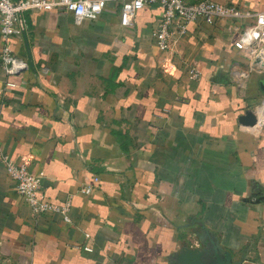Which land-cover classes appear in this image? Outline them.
I'll return each instance as SVG.
<instances>
[{"label": "crops", "instance_id": "obj_1", "mask_svg": "<svg viewBox=\"0 0 264 264\" xmlns=\"http://www.w3.org/2000/svg\"><path fill=\"white\" fill-rule=\"evenodd\" d=\"M212 1L264 13V0ZM119 13L27 14L12 41L28 69L0 70V264H177L204 232L234 262L264 264V127L239 122L264 99L242 49L255 19L199 21L161 52L158 8L126 28ZM4 156L43 173L71 223L35 221Z\"/></svg>", "mask_w": 264, "mask_h": 264}, {"label": "built area", "instance_id": "obj_2", "mask_svg": "<svg viewBox=\"0 0 264 264\" xmlns=\"http://www.w3.org/2000/svg\"><path fill=\"white\" fill-rule=\"evenodd\" d=\"M110 4L119 8L120 24L130 27L134 24L139 11L158 8L160 19L153 30V39L161 52L173 50L188 34L189 27L199 21L208 25L220 22H233L255 19L253 25H247L242 32V49L250 62L251 72L264 70V13L254 14L242 10L234 4H221L212 0H0V70L8 78L19 76L28 69V63L17 56L12 41L27 27V14L57 12L70 14L77 18L93 20L99 17ZM259 60V62H257ZM198 78L197 71L191 72ZM248 74H241L247 78ZM7 88H16V83L8 81ZM257 127H264V99L256 110ZM9 178L14 182L18 195L29 206L32 217L37 219L50 214L60 215L65 223H71L70 205L56 206L46 200L42 192L43 173H35L29 166L2 157ZM98 182V180H96ZM93 187L87 186L82 192L90 195ZM91 252V248L84 249Z\"/></svg>", "mask_w": 264, "mask_h": 264}, {"label": "water", "instance_id": "obj_3", "mask_svg": "<svg viewBox=\"0 0 264 264\" xmlns=\"http://www.w3.org/2000/svg\"><path fill=\"white\" fill-rule=\"evenodd\" d=\"M257 121V116L252 111H248L239 119L240 124L247 127H254ZM197 236L202 246L200 248L185 246L175 255L177 264H242V262H234L231 253L225 252L218 241L210 239L207 233Z\"/></svg>", "mask_w": 264, "mask_h": 264}]
</instances>
